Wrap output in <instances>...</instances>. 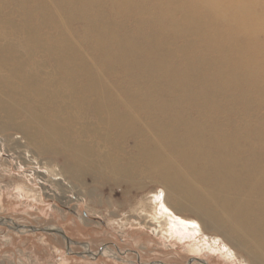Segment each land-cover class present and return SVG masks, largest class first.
I'll return each instance as SVG.
<instances>
[{
  "label": "bare ground",
  "instance_id": "obj_1",
  "mask_svg": "<svg viewBox=\"0 0 264 264\" xmlns=\"http://www.w3.org/2000/svg\"><path fill=\"white\" fill-rule=\"evenodd\" d=\"M69 1L0 34V128L124 195L155 182L154 229L211 248L212 226L226 254L264 264V0Z\"/></svg>",
  "mask_w": 264,
  "mask_h": 264
},
{
  "label": "rangeland",
  "instance_id": "obj_2",
  "mask_svg": "<svg viewBox=\"0 0 264 264\" xmlns=\"http://www.w3.org/2000/svg\"><path fill=\"white\" fill-rule=\"evenodd\" d=\"M59 1L56 7L53 0H31L21 12L18 0H0V23L5 22L0 34L11 36L1 40L22 33L21 14L33 7L37 11L40 2L53 11L60 8L56 12L66 17L74 4ZM98 4L92 2L93 9L103 5ZM81 25L76 21L68 27L79 31ZM72 42L89 53L78 37ZM17 51L23 52L22 46ZM45 66L51 70L53 65L50 61ZM16 134L0 128V264H250L236 247H231L236 256L226 254L221 246L226 240L212 226L205 227L208 237L217 238L211 248L206 238L187 232L168 236L154 229L148 221L150 205L141 199L161 188L155 182L146 179L143 191L127 187L124 195L121 187L100 177L72 174L70 155H48L24 143L17 147L15 141L22 139ZM131 142L126 139L122 148L129 151ZM142 209L147 214L141 215Z\"/></svg>",
  "mask_w": 264,
  "mask_h": 264
}]
</instances>
